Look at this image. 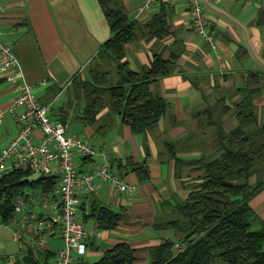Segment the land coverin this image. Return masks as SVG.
<instances>
[{
	"label": "crops",
	"instance_id": "0c3cea01",
	"mask_svg": "<svg viewBox=\"0 0 264 264\" xmlns=\"http://www.w3.org/2000/svg\"><path fill=\"white\" fill-rule=\"evenodd\" d=\"M114 1L130 19L141 22L161 10L165 13L168 32L158 38L144 30L138 32L133 41L124 45V59L130 68L137 70L148 65L154 53H161L163 57L177 55L172 72L150 85L151 93L164 97L174 108L171 115L178 126L168 130L172 138L184 137L187 131L180 125L193 122L204 112L195 109L218 100L230 106L223 117L234 119V105L242 97L239 89L248 83L256 87L261 83L260 77L264 82V30L254 23L258 9H264V0L204 1L212 41L204 40L193 31L189 0H158L143 10H139L142 0ZM0 5V40L10 44L23 80L34 85L37 99L48 105L52 119L64 118L68 123L72 98L82 97L73 88L72 80L87 79L93 69L107 70L110 76L116 66L110 58L97 57L99 48L111 34L99 1L0 0ZM70 87L73 90L69 92ZM262 88L254 98L257 107L264 103V83ZM16 93L17 86L6 82L0 73V105L5 108ZM82 108L83 105L73 121L77 127L75 133L96 142L97 146L92 144L99 151L97 160H107L136 189L132 194L116 193L111 186L103 184L82 202L80 217L85 229L93 235L89 237L85 253L78 255L74 264H94L104 250L120 241L135 248L138 264H148L149 248L172 234L151 228L153 215L158 206L169 209V203L187 196L189 169L177 176L173 160L159 152L157 135L164 129L165 113L153 127L135 134L107 108L99 110L91 124H85L79 118ZM17 130V121L5 113L0 126V150ZM127 159L135 163L144 161L149 178L139 182L131 166L126 164ZM77 166L84 170L88 162ZM92 202L121 213L119 224L109 230L98 228L90 216ZM248 204L255 217L253 224H261L264 231V187ZM10 242V246L6 243L0 246L13 251L17 246ZM50 242L49 264H53V253L61 240L54 237Z\"/></svg>",
	"mask_w": 264,
	"mask_h": 264
},
{
	"label": "trees",
	"instance_id": "16d2710c",
	"mask_svg": "<svg viewBox=\"0 0 264 264\" xmlns=\"http://www.w3.org/2000/svg\"><path fill=\"white\" fill-rule=\"evenodd\" d=\"M98 1L111 34L99 48L97 57L110 58L116 63V79L112 81L107 70L93 69L87 79L72 80L73 88L85 99L79 118L91 124L99 110L107 108L132 133H144L158 123L168 105L164 97L151 93L150 85L172 72L177 55L163 57L154 53L148 65L135 70L124 59V45L142 30L157 38L165 35L168 32L165 13L161 10L141 22L130 19L114 0ZM254 23L264 30L263 8L258 9ZM258 81L261 83L256 87L248 83L239 89L242 97L233 108L237 125L228 133L222 126V117L230 106L218 100L203 112L211 119L218 110L219 116L213 141L216 151L210 155L185 158L178 148H173L174 143H165L172 149L169 158L173 160L175 174H180L181 167H188L191 180L187 196L168 205L179 217L154 224L156 229L173 231L175 237H163L150 247L148 264H264V231L261 224H253L255 217L248 204L264 187V168L255 166L257 161H264V123L258 122L254 103L264 82L262 77ZM58 120L65 122L64 118ZM185 134L189 137L191 133ZM180 140L174 142L180 144ZM200 147L203 145H197ZM126 164L139 182L149 178L144 161L135 163L127 159ZM28 174L29 170L15 169L0 177L1 218L10 215L13 198L24 187L47 188L53 182V177L47 176L20 183L19 179ZM252 176L254 183L250 181ZM90 216L98 228L107 230L115 228L122 219L121 213L95 202L91 203ZM175 242L181 250L175 251ZM134 253L135 248L120 241L104 250L94 264H138ZM25 263L35 264L31 258Z\"/></svg>",
	"mask_w": 264,
	"mask_h": 264
},
{
	"label": "built area",
	"instance_id": "2783aa9c",
	"mask_svg": "<svg viewBox=\"0 0 264 264\" xmlns=\"http://www.w3.org/2000/svg\"><path fill=\"white\" fill-rule=\"evenodd\" d=\"M158 0H142L143 10ZM189 0L188 12L193 31L212 41L203 2ZM0 5V13H1ZM0 73L5 81L17 86V93L4 108L0 105V126L5 113L18 123L16 134L0 150V177L25 169L42 177H53L47 188L24 187L13 198L11 213L0 217V230L10 234L16 249L0 246V264H49L51 239L61 244L53 253V264H74L83 255L92 231H87L80 217V206L103 184L116 193L132 194L136 186L107 160H97L99 151L81 135L69 131V125L48 114V105L37 99L34 85L23 80L18 59L10 44L0 40ZM88 162L84 170L78 163ZM38 179V180H39ZM175 251L181 250L178 242Z\"/></svg>",
	"mask_w": 264,
	"mask_h": 264
},
{
	"label": "rangeland",
	"instance_id": "374dc122",
	"mask_svg": "<svg viewBox=\"0 0 264 264\" xmlns=\"http://www.w3.org/2000/svg\"><path fill=\"white\" fill-rule=\"evenodd\" d=\"M137 34H138V32H137ZM110 77H111L112 81L116 79L115 66H114V72L111 73ZM72 90H73V88L70 87L68 91L70 92ZM216 96H219V95H216ZM82 97L72 98V101H73L72 107H69V108L67 107L68 108V117L67 118L69 120L68 125H69V131H71V132L76 131L77 127L73 124V121L75 120V115L79 114L80 107L85 104V99H84V97L83 98ZM213 104L214 103H210V105H206V106H211ZM261 104L258 105V107L256 106L255 113L257 115L258 122L264 123V103H261ZM206 106L204 105L202 107H199V108L195 109V111H202V110L205 111L208 108ZM173 110H174V108L172 107V104H168L166 111H165V116L163 118L165 121L164 129H163V131H161L157 135V140L160 142L159 147L161 148L159 152H162L161 154L163 156H165V158H169V154L172 150L171 148H169L165 145V143H167V142L174 143L173 148L174 149L178 148V152H182V154L185 158L195 157L198 154L201 155V154H207L208 153L210 155L212 152L216 151L214 148L215 144L213 141L216 138L215 131H216L217 122H218L217 118L219 117L218 116V110H215L214 115L211 117V119L207 115L201 114V116H198L195 120H193V122L185 123V124L183 123L182 125H180V126H183L187 132L191 133L189 137L188 136L182 137L180 140V144L179 143L176 144L174 142L175 139L172 138L170 136V134L168 133V130L170 128H174L175 126H178V124L173 123L175 121L171 115V112ZM48 114L50 115V112H48ZM209 120H212L211 123ZM236 125H237V122H236L235 118L233 119V117H230V118L222 117V126H223L225 132L228 133V131ZM88 141L91 144L94 142L91 139H89ZM200 144H202L203 147H200L198 149L197 145L199 146ZM94 145L97 146L96 142H94ZM191 145H195V147L193 148ZM255 166L258 168H261V167L264 168V161H257ZM185 169L187 170L188 167H181L180 171L185 170ZM250 181H251V183L255 182L254 176H252L250 178ZM157 206H158V204H157ZM177 217H179V215L175 210L170 209V208L166 209L165 206L162 207L160 205V206H158L157 212L153 215V218H152L153 225L151 226V228L156 229L154 227V224L166 221L168 219L177 218ZM157 230H161V229H157ZM163 231H165V233H172V234H169L168 237H172V238L175 237L173 231L167 230V229H165ZM10 240H11L10 234L6 230L1 229L0 230V243L1 244L6 243L7 245L10 246L11 245Z\"/></svg>",
	"mask_w": 264,
	"mask_h": 264
},
{
	"label": "water",
	"instance_id": "95a60500",
	"mask_svg": "<svg viewBox=\"0 0 264 264\" xmlns=\"http://www.w3.org/2000/svg\"><path fill=\"white\" fill-rule=\"evenodd\" d=\"M39 179L38 173L34 172L28 175H25L19 179L20 183H26V182H35Z\"/></svg>",
	"mask_w": 264,
	"mask_h": 264
}]
</instances>
